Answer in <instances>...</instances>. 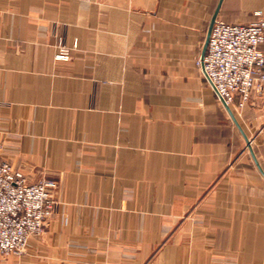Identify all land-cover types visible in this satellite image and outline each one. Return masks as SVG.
Wrapping results in <instances>:
<instances>
[{"label":"crops","instance_id":"0c3cea01","mask_svg":"<svg viewBox=\"0 0 264 264\" xmlns=\"http://www.w3.org/2000/svg\"><path fill=\"white\" fill-rule=\"evenodd\" d=\"M257 11L0 0V161L59 182L48 228L0 264H264V178L194 66L215 13ZM229 109L264 173V95Z\"/></svg>","mask_w":264,"mask_h":264},{"label":"built area","instance_id":"2783aa9c","mask_svg":"<svg viewBox=\"0 0 264 264\" xmlns=\"http://www.w3.org/2000/svg\"><path fill=\"white\" fill-rule=\"evenodd\" d=\"M248 24H227L215 20L206 49L196 66L217 99L228 107L242 109L252 99L264 95V12H255ZM67 61L65 46L54 56ZM55 182L41 179L27 184L25 176L0 161V256L25 252L28 240L41 234L55 203L51 192Z\"/></svg>","mask_w":264,"mask_h":264},{"label":"rangeland","instance_id":"374dc122","mask_svg":"<svg viewBox=\"0 0 264 264\" xmlns=\"http://www.w3.org/2000/svg\"><path fill=\"white\" fill-rule=\"evenodd\" d=\"M215 20H220V19H218V18H216ZM221 21V20H220ZM225 23V22H224ZM61 47V46H60ZM60 47H59V51H60ZM66 48H68L69 50H70V52H71V50L73 49V48H69V47H67V46H65ZM72 47H74V46H72ZM198 59V58H197ZM196 59V60H197ZM196 60L194 61V66L198 69V71H200V69L195 65L196 64ZM200 75H201V72H200ZM202 76V78H203V75H201ZM214 98H215V100H216V102L218 103V105H221V103H220V101L217 99V97H216V95L214 96ZM249 140V139H248ZM243 144L241 145V148H240V150L242 149L243 150V152H244V154H249L248 153V150H247V148H246V144H245V142H244V140H243V138H242V141H241ZM249 142H250V140H249ZM250 146H251V142H250ZM239 148V147H238ZM251 148H252V146H251ZM239 150V149H238ZM253 151V150H252ZM2 162H5V161H2ZM5 163H7V162H5ZM7 164H9V165H11L10 163H7ZM14 169H17V170H19L24 176H25V179H26V182H27V184H33V183H36V182H38L39 180H41V179H46V180H51V181H53V182H55V188L53 189V191L51 192V194H52V200H53V202L55 203V209H54V211H53V213H52V215L46 220V222H45V226H44V229H43V231H42V233L41 234H38V235H33V236H31L30 238H29V240L31 239V238H33V237H36V236H40V235H42L43 233H44V230L46 229V228H48V226H49V224H50V221L52 220V218H53V216H54V214H55V212H56V207H57V205H58V194H57V191H58V186H59V182L57 181V180H55L54 178H51V177H47V176H45V175H43V176H41L40 178H38L36 181H33V182H31V181H29L28 179H27V177H26V175L19 169V168H16L15 166H13V165H11ZM29 240H28V242H29ZM27 245H28V243H27ZM26 249H27V246H26ZM26 249H25V252H26ZM24 252V253H25ZM23 253V254H24ZM23 254H21V255H19V256H17V255H14V256H9V257H20V256H22ZM1 257V256H0ZM1 258H7V257H1Z\"/></svg>","mask_w":264,"mask_h":264},{"label":"water","instance_id":"95a60500","mask_svg":"<svg viewBox=\"0 0 264 264\" xmlns=\"http://www.w3.org/2000/svg\"><path fill=\"white\" fill-rule=\"evenodd\" d=\"M215 19H216V13L213 15V17H212V19H211V21H210L209 28H208V30H207L206 40H205V43H204V46H203V50H202V54H201L200 58H202L203 55H204V52H205V49H206V45H207V41H208V37H209V33H210V30H211L212 24L214 23ZM220 103L222 104V106L224 107V109L226 110V112L228 113V115H229V117L231 118V120L234 122V124H235V125L237 126V128L239 129V131H240V133H241V135H242V138H243V140H244V142H245V144H246V148H247V150H248V153H249V155H250V157H251V159H252L254 165H255L256 168L260 171L261 175H262L263 178H264V173H263V171L261 170V168H260L258 162L256 161V159H255V157H254V154H253V151H252V148H251V146H250V142H249L247 136L242 132V130L240 129V127L238 126V124L235 122L234 117H233V115H232V113H231L229 107H228L223 101H221V100H220Z\"/></svg>","mask_w":264,"mask_h":264}]
</instances>
